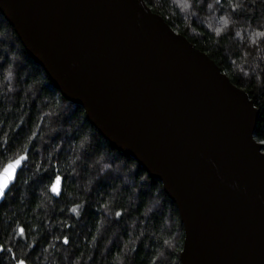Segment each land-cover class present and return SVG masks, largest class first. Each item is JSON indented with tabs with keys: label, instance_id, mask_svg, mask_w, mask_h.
I'll use <instances>...</instances> for the list:
<instances>
[{
	"label": "water",
	"instance_id": "1",
	"mask_svg": "<svg viewBox=\"0 0 264 264\" xmlns=\"http://www.w3.org/2000/svg\"><path fill=\"white\" fill-rule=\"evenodd\" d=\"M0 11L62 96L163 183L184 225L181 264H264V147L245 138L260 110L215 60L145 0Z\"/></svg>",
	"mask_w": 264,
	"mask_h": 264
},
{
	"label": "trees",
	"instance_id": "2",
	"mask_svg": "<svg viewBox=\"0 0 264 264\" xmlns=\"http://www.w3.org/2000/svg\"><path fill=\"white\" fill-rule=\"evenodd\" d=\"M145 1L249 94L260 110L257 127H264V38L253 36L264 30L260 27L264 26V0L245 3L235 12L213 0ZM0 56L4 57L0 62V141L8 149H0V164L25 146L35 150L0 205V244L5 247L0 264H15L7 249L27 258L28 264H152L153 257L158 258L155 264H181L184 225L163 183L113 147L90 123L82 106L62 96L1 11ZM33 131L37 136L29 144L27 137ZM85 136L94 145L99 167L111 165L102 174L107 180L98 176L91 160L82 169L83 162L76 159L83 152L80 145ZM50 156L60 158L61 175L74 167L79 173L68 181L60 198L45 190L39 180L43 173L36 170L40 164L47 167ZM85 201L93 206L86 205L79 218L67 211L73 203ZM99 205L109 211H97ZM120 206L128 211L122 219L115 218L120 221L116 223L112 210H121ZM21 224L31 228L24 237L17 231ZM64 236L70 239L68 245L63 243Z\"/></svg>",
	"mask_w": 264,
	"mask_h": 264
},
{
	"label": "snow or ice",
	"instance_id": "3",
	"mask_svg": "<svg viewBox=\"0 0 264 264\" xmlns=\"http://www.w3.org/2000/svg\"><path fill=\"white\" fill-rule=\"evenodd\" d=\"M213 2L223 8L224 6H228L233 12H235L236 9H241L245 6V3H248L249 5H255L257 3V0H213ZM208 7H212V4H208ZM221 19H225L224 17H221ZM225 23H227V20L225 19ZM264 27V26H260ZM217 33L220 32V29H216ZM240 33H237L239 35ZM253 36L255 37H261L264 38V30H258L253 33ZM4 60L3 56H0V62ZM11 76V73H9V77ZM41 119H43L41 117ZM2 123V121H0ZM39 126V125H37ZM37 136V132L33 131L31 132V135L27 137L29 144H31L34 137ZM260 137L259 139V145L261 147H264V127H257V126H248L246 128L245 132V138L247 143L250 146L254 147L253 141L256 137ZM86 145V146H85ZM81 148H83V152L76 156L77 160H81L83 163L81 165V168L88 166V161L91 160L92 164L97 166L98 176L102 180H107V175H102L105 173V169H111L110 164H105L103 167H99V162L94 158V145L90 143L87 139V136H85L81 141ZM56 148H60V144L56 145ZM0 149H3L4 151H7L6 142L0 141ZM75 151V150H74ZM257 151H259L257 149ZM30 152L32 154H35V150L31 149L28 146H25L24 149L16 155L14 158L8 159L6 162L0 164V201L4 200L8 194V192L15 186V183L17 179L19 178L20 173L23 172L24 168L26 167L28 161H29V155ZM59 157H49V159L45 162L47 164V167H44L43 164L37 165L36 170L37 172H42L43 174L39 177V180L41 183L44 184L45 190L47 192H50L53 194L54 197L60 198L63 197L66 193V189L68 187V181L72 179L75 175H79L76 168L74 167L71 172L65 171L63 175L60 174L61 168L59 166ZM258 159H264V155H259ZM91 168H89V171ZM145 177L141 176L140 181H144ZM100 195H103V192L100 193ZM92 207L88 201H85L84 203H73L70 208L67 209V211L75 214L77 218H79L81 214V210L85 208V206ZM121 210H112V215L114 218V222L119 223V220H116L115 218H123L125 214L127 213L128 209L124 208L123 206H120ZM100 209H104L106 212L109 211L108 207L106 205H99L97 207V211H100ZM18 234L20 237H24L27 232L31 231L30 226L21 224L18 229ZM59 239V237H57ZM63 243L65 245H68L70 243V239L68 236L63 237ZM167 244L168 242L165 241ZM29 247H32L29 245ZM5 252V247L3 244H0V253ZM7 252L11 254V259L15 261V264H28L27 258H18L14 252H12L11 249H7ZM156 257H153L152 264H155ZM174 264V262H173Z\"/></svg>",
	"mask_w": 264,
	"mask_h": 264
}]
</instances>
